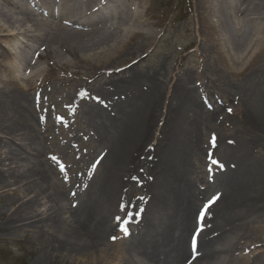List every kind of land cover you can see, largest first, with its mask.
Returning a JSON list of instances; mask_svg holds the SVG:
<instances>
[{
    "label": "bare ground",
    "instance_id": "6f19581e",
    "mask_svg": "<svg viewBox=\"0 0 264 264\" xmlns=\"http://www.w3.org/2000/svg\"><path fill=\"white\" fill-rule=\"evenodd\" d=\"M3 1L16 16L0 7V50L3 52L0 62V124L9 95L18 101V92H21L30 101L35 97L32 92L39 91L47 83L48 74L30 60L34 46L41 50L35 51V59H41L42 53L53 54L54 60L48 65L70 71L75 68L73 75H83L82 82L74 86L66 98V105L73 112L86 115L88 110H95V100L104 99L107 110L110 109L107 105L115 106L114 117L106 110V122L101 125L103 116L99 112L90 113L99 137L109 144L104 148L96 173L77 188L69 193L52 189L49 175L39 165L31 168L27 178L10 172L0 179V194L23 182L30 187L29 180L37 185L36 195L25 200L20 210L10 215L6 226L12 231L39 229V238L45 244L41 254L46 258H56L63 253L102 252L126 222L127 227L130 225L133 229L132 239L122 249L118 264H181L183 260V264H221L222 261V264H228L223 258L229 252L230 242L242 236V230L238 228L240 224L264 216V162L250 159L256 145L254 142L249 143L245 151L235 150V146L217 149L218 153L214 149L215 155L223 156L221 174L206 193L195 188L191 179L193 156L190 149L195 143L193 133L196 126L202 124L204 108L198 102L199 95L191 89L188 79L178 80L177 71L166 78L159 73L131 75L142 52L139 40L148 35L145 30L151 12L143 1ZM227 3L226 0L218 1V11L213 14L209 0H200L204 35L212 46H219L220 31L225 30V22H228L229 15L224 8ZM253 8L264 11V0ZM215 14L220 15V26L211 22ZM18 37L24 41H18ZM234 43L239 45L238 36ZM75 51L83 53L84 59H78ZM263 52L264 44L257 49L250 64L254 65ZM112 63L125 65L117 73L121 77L110 80L98 90L88 89L85 82L96 75L94 72L104 70L107 74H116L106 71L110 70ZM172 88H180L173 97L181 103L172 111L168 121L170 142L159 152L158 178L152 189H147L149 199L139 211L141 217L137 218V213L134 218L133 207L128 204L133 186L128 183L132 176L131 166L143 153L140 150L162 116V107L172 98ZM262 91L256 103L259 107L257 119L264 124V87ZM7 131L14 141H17L16 137L29 140L24 137H30L25 124L18 122L16 127L7 128ZM123 140L126 141L122 143ZM6 146L7 161L20 155L21 149ZM217 196L219 198L209 206ZM42 197L51 204L44 218L36 209ZM67 201H70L68 208ZM198 202L202 203V208L193 220L192 211ZM190 230L189 246L186 247L185 235Z\"/></svg>",
    "mask_w": 264,
    "mask_h": 264
},
{
    "label": "rangeland",
    "instance_id": "374dc122",
    "mask_svg": "<svg viewBox=\"0 0 264 264\" xmlns=\"http://www.w3.org/2000/svg\"><path fill=\"white\" fill-rule=\"evenodd\" d=\"M142 1L151 16L145 30L148 35L139 40L142 43L140 60L135 61L131 75L159 73L166 78L177 71L178 80L188 79L191 89L199 95L197 99L204 111L201 113L202 124L196 126L193 133L195 143L190 149L193 156L191 179L198 191L206 193L214 179L221 174L223 156L215 155L214 149L218 153L217 149L235 146V150L245 151L249 143L254 142L256 145L250 159L264 162V124L257 119L259 107L256 103L264 87V52L254 65L250 64L257 49L264 44V11L253 8L260 0H226L228 3L224 8L229 15L228 22H225V30L220 31L219 46H212L210 39L204 35L200 0ZM218 1L209 0V9L213 10V14L218 11ZM0 7L16 16L15 11L6 6L3 0H0ZM211 22L220 26V15L212 16ZM237 36L239 45L234 43ZM20 40L22 42L24 38L18 37ZM32 48L34 54H30V60L45 70L48 79L39 91L32 92L35 97L30 101L21 92H18V101L9 95L8 104L2 112L4 119L0 124V179L10 172L27 178L31 168L39 165L49 175L52 189L69 193L96 173L104 148L109 144L99 137L90 115L99 112L103 116L99 123L101 125L107 117L106 102L104 99L95 100L96 108L88 110V115L73 112L66 105V98L73 87L82 82L83 75H73L75 68L70 71L48 65L54 60L53 54L42 53L41 59H35V51L41 50L38 51L35 46ZM75 55L78 59H84L83 53L75 51ZM2 56L0 50V62ZM68 60L73 61V58L68 57ZM123 66L112 63L110 70L106 71L116 72L115 75L99 70L85 85L88 89L103 88L110 80L121 77L117 73ZM164 78L161 80L164 81ZM179 90L172 88L170 91L172 98L162 107V116L156 121L148 142L140 150L143 153L137 156L136 164L131 166L132 176L128 183L133 186L128 204L133 207V216L139 214L137 218L141 217L139 211L149 199L147 189H152L158 178L159 152L170 142L171 128L168 127V121L172 111L181 103L173 97ZM5 91L8 93V89L5 88ZM107 106L110 108L108 113L114 117L115 106ZM18 122L27 127L30 137H24L28 141L21 137H16L17 141H14L8 134L7 128L13 129ZM213 136L215 143H212ZM6 145L21 149L20 155L7 161ZM11 182L14 183V180ZM27 184L30 187H26L28 185L23 182L10 186L5 193L0 194V264H118L122 249L132 239L133 229L130 225L127 227L126 222L102 252L83 255L63 253L56 258H46L41 254L45 244L39 238V229L12 231L8 228L6 223L10 215L20 210L25 200L36 195L37 185L31 180ZM210 194L207 195L211 199ZM258 203L261 205L262 201ZM50 205L46 198L38 200L36 209L43 213V218L48 215L46 213ZM201 206L202 203L198 202V206L193 209V220ZM66 207H70V201L66 202ZM238 228L242 230V236L230 242L229 252L223 259L228 264H264V216L243 221ZM191 232L185 235L186 247L189 246Z\"/></svg>",
    "mask_w": 264,
    "mask_h": 264
},
{
    "label": "snow or ice",
    "instance_id": "6c2138e0",
    "mask_svg": "<svg viewBox=\"0 0 264 264\" xmlns=\"http://www.w3.org/2000/svg\"><path fill=\"white\" fill-rule=\"evenodd\" d=\"M229 111H231V110H229ZM212 143H215V136H213ZM213 163H216V164H218L219 162H218V161H213ZM73 195H75V194L73 193ZM218 198H219L218 196H217V197H214V198H213V200H212V201H210V203H209V206L211 205V203H214V202H215V200H217Z\"/></svg>",
    "mask_w": 264,
    "mask_h": 264
},
{
    "label": "trees",
    "instance_id": "16d2710c",
    "mask_svg": "<svg viewBox=\"0 0 264 264\" xmlns=\"http://www.w3.org/2000/svg\"><path fill=\"white\" fill-rule=\"evenodd\" d=\"M180 1V0H179ZM183 2V1H182ZM180 3V2H179Z\"/></svg>",
    "mask_w": 264,
    "mask_h": 264
}]
</instances>
